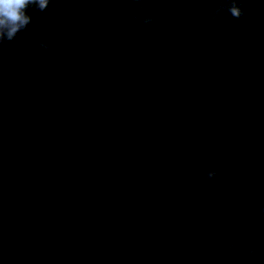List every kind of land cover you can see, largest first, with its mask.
I'll return each mask as SVG.
<instances>
[{"label":"clouds","instance_id":"9594fccd","mask_svg":"<svg viewBox=\"0 0 264 264\" xmlns=\"http://www.w3.org/2000/svg\"><path fill=\"white\" fill-rule=\"evenodd\" d=\"M132 2L137 5V11L129 16L130 21L145 25L156 21V15L145 14L156 11L149 0H132ZM51 3L52 0H0V45L15 40L19 33L28 28L32 23L30 8L46 12ZM213 3L214 7L204 13L203 22H213L227 27L232 19L239 20L248 13L247 0H213ZM177 12L178 9L170 8L167 10V16L171 18ZM114 26L120 31L126 30L122 20H115ZM36 43L46 51L52 49V44L47 39L36 37ZM196 175L203 186L210 187L216 181L219 173L216 169L201 167L197 170ZM221 183L227 185L228 181L224 180ZM176 187L178 188L179 185ZM249 215L252 223L264 226V203L253 204ZM256 239L257 237H253L254 241ZM245 250L249 257H255L259 251L255 247H248L238 239L232 238L226 242V250L217 253L214 258L216 261H223L226 257L240 255Z\"/></svg>","mask_w":264,"mask_h":264}]
</instances>
